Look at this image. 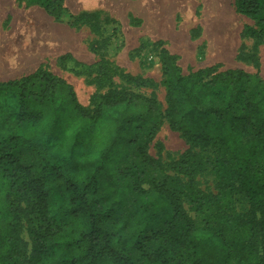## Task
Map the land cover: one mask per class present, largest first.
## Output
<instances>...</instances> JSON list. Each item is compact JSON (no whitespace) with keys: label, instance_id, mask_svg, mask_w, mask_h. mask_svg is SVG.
Listing matches in <instances>:
<instances>
[{"label":"trees","instance_id":"obj_1","mask_svg":"<svg viewBox=\"0 0 264 264\" xmlns=\"http://www.w3.org/2000/svg\"><path fill=\"white\" fill-rule=\"evenodd\" d=\"M26 3L73 24L64 0ZM235 8L256 23L247 33L263 41L264 0H235ZM160 57L165 118L205 159L188 153L164 165L151 158L157 126L145 127L159 108L155 99L114 89L91 110L43 68L0 82V182L15 203L10 209L0 200V264H264V83L252 87L242 69L184 74L166 49ZM125 143L135 157L114 169L110 161ZM149 170L162 178L152 177L146 190ZM206 171L216 194L198 187L195 178ZM233 195L251 209L235 213Z\"/></svg>","mask_w":264,"mask_h":264},{"label":"rangeland","instance_id":"obj_2","mask_svg":"<svg viewBox=\"0 0 264 264\" xmlns=\"http://www.w3.org/2000/svg\"><path fill=\"white\" fill-rule=\"evenodd\" d=\"M62 6L73 24L65 15L52 14L39 5L28 6L26 0H0V82L17 81L43 68L68 82L79 103L91 110L100 96L114 89L155 99L159 108L145 128L155 124L157 130L147 152L164 165L178 162L188 153L203 159L205 155L173 132L165 118L162 49L177 58L184 74L207 67L242 69L252 76V87H259L260 80L264 83V40L247 33L248 28H257L256 23L236 11L235 0H64ZM55 39L62 44L52 48L50 41ZM220 40H226L229 49L223 58L214 51ZM12 47L21 51L14 52ZM66 55L71 59L62 60ZM121 75L142 78L148 84L133 85ZM139 110L146 115L144 105ZM134 157V149L125 143L110 164L119 169ZM166 173L173 174L170 170ZM152 177L162 178L159 172L149 170L144 189H151ZM108 179L106 174L104 183ZM195 179L206 194H216L211 173H198ZM3 188L0 182V200L11 209L14 199L5 189L2 193ZM133 201L130 194L124 210L131 211ZM229 201L235 213L251 209L239 195ZM22 239L29 242L26 233Z\"/></svg>","mask_w":264,"mask_h":264},{"label":"bare ground","instance_id":"obj_3","mask_svg":"<svg viewBox=\"0 0 264 264\" xmlns=\"http://www.w3.org/2000/svg\"><path fill=\"white\" fill-rule=\"evenodd\" d=\"M155 24V23H153ZM157 25V24H156ZM162 25V24H161ZM154 26V25H153ZM163 26V25H162ZM156 27V26H155ZM46 34V33H44ZM45 39H48L46 38V35L44 36ZM60 39H55V40H51L50 43H51V47H57L59 45L62 44L61 41H59ZM226 40H220L217 42L216 46H215V55L219 58H223L226 56V54L228 53L229 49L227 47V45L225 44ZM14 49V52H20L21 50L19 48H15V47H12V50Z\"/></svg>","mask_w":264,"mask_h":264}]
</instances>
